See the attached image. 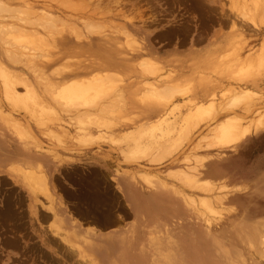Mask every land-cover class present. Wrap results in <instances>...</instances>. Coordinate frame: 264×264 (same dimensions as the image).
<instances>
[{"label": "rangeland", "instance_id": "374dc122", "mask_svg": "<svg viewBox=\"0 0 264 264\" xmlns=\"http://www.w3.org/2000/svg\"><path fill=\"white\" fill-rule=\"evenodd\" d=\"M236 1L0 0L15 10L0 12V27L13 22L46 41L28 62L18 45L0 40V63L30 83L47 108L36 119L13 108L0 80V264H264V127L232 148L204 141L234 112L243 125L264 116V1L252 21L241 19ZM36 15L51 19V31ZM8 49L20 59L12 62ZM143 60L154 75L141 71ZM98 74L115 75L100 104L112 103L116 112L104 116L108 127L78 125L81 111L53 94L66 81ZM145 81L186 89L174 97L179 110L171 120L191 109L188 98L196 104L216 96L214 114L186 131L181 122L173 127L165 140L182 142L160 163L122 155L125 132L168 107L144 100ZM245 89L250 97L227 110L220 96ZM186 163L199 171L195 188L175 176ZM24 169L45 177L46 193Z\"/></svg>", "mask_w": 264, "mask_h": 264}, {"label": "bare ground", "instance_id": "6f19581e", "mask_svg": "<svg viewBox=\"0 0 264 264\" xmlns=\"http://www.w3.org/2000/svg\"><path fill=\"white\" fill-rule=\"evenodd\" d=\"M237 1L235 3L233 2L234 3L233 7H235V10L238 12V15L241 16V19L243 17V19H245V20L248 19V20L252 21L253 17L263 7V1L264 0H242L240 2H239V0H237ZM65 3H67V2H65ZM151 4H152V2H151ZM5 8H3V5H2V7H0V12L4 11L3 9H5ZM12 9L13 8H10V9L8 8V10H7V8H6L8 13H9V11L10 12L15 11ZM16 9H20V8H16ZM22 9H23V11L25 10L24 8H22ZM27 10L28 9H26L27 14L33 15V13L31 11H29V10L27 11ZM19 11H21V10H19ZM262 11H264V8ZM3 13H6V11ZM34 13H36V12H34ZM45 15H47V14H45ZM41 16L44 19L43 15H41ZM41 16H37L38 21H41V19H42V18H40ZM8 18H15V20H18V21L24 20V22L26 24H28V25L32 24L29 17L26 19H21V18L19 19L17 17H12V16L8 17ZM53 18H52V20H53ZM43 19H42V21H43ZM46 19H49V17ZM31 20L35 21V22H33V21L32 22L36 25L38 23H40V24H38L39 26L44 24L45 25L44 27L46 29L49 28L48 25L51 24V22H49L51 19L47 20L48 22L46 21L45 23H43L42 21L41 22L37 21L38 22L37 23L35 19H31ZM88 22H90V21H88ZM6 24L5 23L1 24L0 40H2L4 42V44L6 43L5 44L6 46L10 45V46L16 47L18 45L17 47H19V49L22 52L21 55L25 56V58L28 62H31V60L33 58L38 56L34 52L37 49H41L40 42H43V44L44 43L46 44V41L41 39V37L39 36L40 34L35 32V30L29 31L28 29H23L20 26H16L13 22L12 23L9 22L8 25H6ZM61 24H62V22H61ZM69 24L70 23L68 22V26H69ZM89 24H91V23H89ZM95 25H100V24H95ZM86 26H88V25H86ZM89 28H91V27H89ZM76 29L78 30L79 28H76ZM100 29L101 28H99V30ZM121 29H125V28L124 27L122 28V26H121ZM48 30H50V29H47V31ZM89 31L91 32V30H89ZM98 31H97V33H98ZM123 33H125V31H123ZM126 34H128V33H126ZM127 37H126V39H127ZM41 40H43V41H41ZM7 44H9V45H7ZM23 50H25V51H23ZM7 51H8L7 56H9V59H11L12 62H16L20 59L19 58L20 56L17 55L15 53V51H12L10 49H8ZM142 62H143V63H141L142 65L140 64L141 67L140 66L139 67H140V69L143 67L141 71H143V69H144L145 74L152 76V75H154L155 70L157 72V69H155V67L153 66V64L150 61L143 60ZM31 66H32V64H31ZM112 76L115 79V75H112ZM20 79H19V77L15 76L4 65H2L0 63V80L2 82L1 83L2 90L4 89L2 92H3V96L6 99V101L8 102V104L10 106H12L13 108L15 107L17 109H19V108L24 109V111L26 110L29 114H31L33 116V118L35 117V119L37 118V116L42 117L43 116L42 114L47 112V110H46L47 108L45 109L44 107H42V105H41L42 102L41 103L39 102V97L36 94L34 88H32L29 85L30 83L27 84V82H25V80H23V79L20 80ZM113 80L110 78V76H101L99 74L98 75H92V77H90V78H85V77L74 78V79H71L69 81H66V82L58 85L59 86L58 91H56L53 94L52 99L55 102L62 104L66 108H69V109H72L75 111L78 109L79 112L81 111L80 114L82 116L78 117L79 116V114H78L77 118H76L78 125L83 126L84 124L87 123V124H90L91 126H93L95 128H100V127L106 125V120H105L106 118L104 116L110 117V116H113V112H116L115 108H114L115 105H113L112 103L100 104L101 101L103 99H105L106 97H108L109 94L114 90V87L112 86V83L114 82ZM118 82H119V80H118ZM145 82H146L147 89L145 90L146 94H145L144 100L153 103L155 105V107L156 106H160V107L161 106L162 107L168 106V107H167V109H165L166 111L160 115L159 118H157L154 121L148 122V125L143 126L142 123H140L137 126H135L133 129H130V130L125 132V134L123 136V141L128 144V147H126L127 150L124 151V153H122V155H124L126 158L135 159V160H136V158H140V157L143 158V157L150 156L151 157L150 160L152 162L160 163L162 160L167 159L171 154V150L174 151L175 149H177L178 146L182 142V139H181L176 143L173 142V144L168 143L169 139L171 138V136L169 137L168 134L174 129L173 127L176 124H178L179 122H181L180 126L181 127L184 126L183 129H185V131H186L187 127L191 123L196 122V121H200L204 117H207L211 114H214L216 112V105L214 103L216 96H212V98H210V100L207 103L199 102L196 104H194V99L188 98L187 101L190 104V106H192L191 109H188V111L181 117L180 121L175 120L176 117H174L173 120H171L168 116L171 114L173 115L174 110L177 109V107L175 106L176 104L174 103V97L176 95L185 96L187 94L186 89L182 88V86H180V85H174V84H171L169 82H164V83H162L161 86L151 84L148 81H145ZM15 83H18L19 86L20 85L24 86V87H22V86L21 87L23 89L25 88V94H24V92L19 93L16 91L17 88H15L14 86H16L17 84H15ZM45 84H48L47 81L45 82ZM228 93L229 92H226V94H222L220 97L225 101L227 100V104L225 105V106H227L226 109L232 110V108L234 106H237L238 104L244 103L250 97V93H253V91L250 89H245V90L233 93L232 95H230ZM20 94H23V95H20ZM99 104H100V107L98 108ZM150 108H152V107H150ZM178 110H176V111L178 112ZM95 111L97 113H95ZM231 113H233V111H231ZM47 114H49V113H47ZM232 115L233 116H228L223 121L219 122L218 125H216L214 127L213 135L211 137L207 138L206 140H204L205 146L207 148L208 147L218 148L220 146L232 148V147L236 146L237 144H239L240 142L246 140L248 137H250L251 134L258 133L264 127V116H261V118L260 117L257 118L253 123L243 125V123H242L243 119L241 117H239L238 114L236 115L234 112V114H232ZM108 120H110V119H108ZM127 121H129L128 122L129 124L131 123V120H127ZM128 123H126V124H128ZM39 124H41L40 121H39ZM122 124H123V122H122ZM78 131H79V134H78L79 139H81L82 141L89 139V136H87L86 134L83 133L84 129H79ZM185 134L187 135V133L185 132L182 136L184 137ZM167 138H169L168 141L165 140ZM86 141H83V142H86ZM125 157H124V159H125ZM186 160H188V159L186 158ZM184 165H186L187 169L184 168V170H177V172L174 171L175 176L179 177L183 182L185 181L186 182L185 184H187V183H188V185L192 184L193 185L192 187L195 188V186H197V183L199 182V179H197V177H196L199 174V171H197L196 167H194V166L189 167L187 163ZM22 175L26 179L31 181L32 183L35 182L34 185H39V184L43 185L44 188L43 187L42 188L44 190H46L45 193L47 192L45 177L42 176V174L38 175L33 170H29V169L25 170L24 169L22 171ZM182 181H180V182H182ZM149 183L151 184L150 180H149ZM41 185H39V186H41ZM187 200H189V199H187ZM190 200H189V204H191ZM202 205H203V207H205L204 210H207V211L209 210L212 212L214 211L213 210L214 207H212L211 204L206 202V200H204L202 202ZM6 210L8 211V209H6ZM9 213H11V211ZM204 220L206 221V223L208 222V219L204 218Z\"/></svg>", "mask_w": 264, "mask_h": 264}]
</instances>
